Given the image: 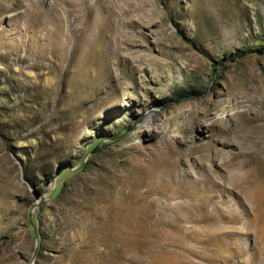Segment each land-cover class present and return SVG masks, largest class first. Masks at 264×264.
Listing matches in <instances>:
<instances>
[{
	"label": "rangeland",
	"instance_id": "rangeland-1",
	"mask_svg": "<svg viewBox=\"0 0 264 264\" xmlns=\"http://www.w3.org/2000/svg\"><path fill=\"white\" fill-rule=\"evenodd\" d=\"M1 1L0 264H101L119 227L203 213L222 248L220 209L239 227L264 201V0H56L100 22L76 47L32 26L54 0ZM233 241L176 264H264V240Z\"/></svg>",
	"mask_w": 264,
	"mask_h": 264
},
{
	"label": "bare ground",
	"instance_id": "bare-ground-1",
	"mask_svg": "<svg viewBox=\"0 0 264 264\" xmlns=\"http://www.w3.org/2000/svg\"><path fill=\"white\" fill-rule=\"evenodd\" d=\"M0 2L2 1L0 0ZM54 4V8L58 10L60 7L59 2L54 0ZM20 6L22 7L23 5L19 4V7ZM4 11L7 12L8 9H5ZM78 13L79 14H71L70 11H68L67 15L63 16L61 9H59L55 13L53 19L50 20V22L44 24L39 19V13V16H36L32 21V26H38L39 28H43L46 31H54V33L57 34L55 41H58L57 43H59L60 47L61 45L67 46L72 42L74 43L75 47L80 46L82 44H86L87 33L91 32V36L93 38L96 36V34H100L95 29L96 27L100 26V22L92 13H88L85 16H83L84 14L82 15V13L80 14V12ZM71 15L73 16L71 17ZM64 25H66L69 30L63 29ZM93 30L95 31L94 33H92ZM28 31H30V28H28ZM99 31L101 32V30ZM249 169L250 167L247 164V170ZM255 175L256 177H262L264 179V170L258 169ZM206 186L204 185V187ZM204 187L202 189H204ZM205 190L208 191V189ZM213 190L215 189L213 188ZM209 196L210 195L207 194L203 196L201 195L200 198L198 197L200 210H204L207 207V204L212 198H210ZM245 199L247 203L245 205H241L242 210L246 212V214H248V210L252 212L251 214L253 215H247L246 220L239 227L235 226V223L238 222V218L235 216H231V214L228 215V211L230 210V208L220 209L219 207L222 212V215H220L223 217L220 218L223 219L222 222L221 220L218 221L221 222V224L219 223V229H222L223 232H225L224 239H222V237H219V239H222V248L217 247L218 245L216 246L210 241L213 238L212 234L214 233V235H216L219 231L213 229L215 224H218L217 220L213 216L203 213L193 219L191 225L188 226H185L182 221H180V223L178 224L171 223L164 217V219H157L151 222L146 221L147 223H127L125 227H119L120 231L123 233L124 238H121L119 236L118 238L121 239H104L103 245L107 249V252H104L105 255L101 257L99 263L176 264L179 260L189 258L190 254H193L197 251H199L201 254L209 253L210 256L209 258H207L208 261H212V259L215 260L225 258L224 261L229 263L231 256H240L241 254L240 251L235 248L234 252L230 250V248H233L231 242L234 240L235 234H244L246 236H250L253 234L254 237H258L261 241L264 240V201L259 203L257 201V196H255V193L253 192L247 194ZM189 213L191 214L193 213V211L190 210ZM194 215L195 214L193 213L192 216L194 217ZM224 216H227L226 220H224ZM189 218L190 217H188V219ZM139 237H143L144 239L141 240L139 239ZM131 240H133V243H131ZM141 242L144 243L141 244ZM140 247H143V250L141 252H136L137 248ZM137 253H139L140 256L136 258L135 254ZM166 253L168 254L167 256Z\"/></svg>",
	"mask_w": 264,
	"mask_h": 264
},
{
	"label": "water",
	"instance_id": "water-1",
	"mask_svg": "<svg viewBox=\"0 0 264 264\" xmlns=\"http://www.w3.org/2000/svg\"><path fill=\"white\" fill-rule=\"evenodd\" d=\"M37 196V198H39V196H40V194L38 195H36ZM44 199V196H41V199H40V201L39 202H37L36 203V206L42 201ZM35 206V207H36ZM30 216H31V213H30ZM33 228H34V231H35V248H34V252H36L37 251V240H38V233H37V229L35 228V226H33Z\"/></svg>",
	"mask_w": 264,
	"mask_h": 264
}]
</instances>
